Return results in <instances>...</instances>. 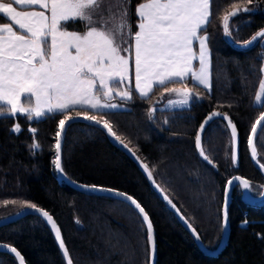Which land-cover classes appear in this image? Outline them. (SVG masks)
I'll use <instances>...</instances> for the list:
<instances>
[{
	"label": "trees",
	"instance_id": "trees-1",
	"mask_svg": "<svg viewBox=\"0 0 264 264\" xmlns=\"http://www.w3.org/2000/svg\"><path fill=\"white\" fill-rule=\"evenodd\" d=\"M140 2L131 0L133 27L135 8ZM233 4L251 11H241L231 18L230 44L223 32L222 18L235 10ZM213 8L214 22L207 32L210 92L187 80L186 86L199 96L189 108L157 109L150 115L164 92L155 87L148 98L132 91V100L121 103L122 110L94 113L101 121H108L120 141L148 166L155 183L210 251L216 250L222 234L226 181L234 176L248 180L257 189V197L264 187V176L253 167L247 151L251 128L264 110V106L254 105L264 47L259 42L247 50L233 46L247 42L264 29V0H216ZM68 30L83 29L79 23L75 28L70 23ZM178 85L183 84L172 86ZM215 111L229 117L239 133L237 164L232 160L229 133L219 120L206 128L201 140L211 163L200 159L196 152L198 128ZM82 112L77 109L69 114ZM63 118L56 114L35 120L8 113L0 117V219L19 212L28 203L35 204L57 223L73 264H149L146 227L132 207L114 198L75 191L58 181L54 147L58 122ZM17 123L20 133L13 131ZM30 129H35V135ZM33 144L40 147L34 148ZM255 148L258 162L264 163L261 129ZM61 165L70 181L123 192L144 208L154 229L156 264H264V205H245L240 190L233 191L228 210L227 244L216 257H208L101 130L71 125L64 137ZM0 243L14 247L25 264H65L51 232L36 216L1 227ZM0 264L17 263L11 256L0 254Z\"/></svg>",
	"mask_w": 264,
	"mask_h": 264
},
{
	"label": "snow or ice",
	"instance_id": "snow-or-ice-1",
	"mask_svg": "<svg viewBox=\"0 0 264 264\" xmlns=\"http://www.w3.org/2000/svg\"><path fill=\"white\" fill-rule=\"evenodd\" d=\"M247 2L251 3L252 0ZM214 4L216 0H141L134 13L137 16V30L133 32L131 0H0V14L9 21L0 25V117L5 113L16 117L19 113L28 119H39L62 114L64 118L59 120L56 133L60 137L66 123L72 120L70 111L79 109L86 112L91 109L98 112L100 109L118 108L119 105L111 101L114 99V89L120 85H125V88L116 91L115 95L122 101L132 100L133 88L130 85L133 72L134 90L140 97L148 98L155 86L179 97L170 100V105L190 106V101L199 99V96L193 97L190 90L172 85L186 86V78L190 75L197 86L202 85L211 91V53L207 32L214 22ZM35 5L44 11L27 10ZM233 8L235 10L226 12L222 18L223 32L228 38L232 37L229 29L231 18L237 17L241 11H251L247 7L240 9L235 4ZM69 22L73 28L79 23L83 30L69 31ZM260 38H264V31L254 35L245 46L253 42L264 43ZM194 44L198 45L196 49ZM193 61H198V71L194 70ZM255 99L258 104L264 103V80L259 83V94ZM25 103L33 106L25 107ZM156 111V108H152L150 115ZM213 115L220 116L221 113ZM83 118L95 119L87 114ZM211 119L212 115L201 124V132ZM261 121H264V113L251 128L252 136L257 135V125L261 126V134L264 135ZM95 122L101 123L99 120ZM228 123L235 138L236 127L230 120ZM103 127L120 140L108 121H103ZM13 131L20 133L18 123ZM30 131L35 135V129ZM196 145L201 157L211 163L201 147L199 135ZM124 146L127 147L126 144ZM32 147L40 146L33 144ZM56 152L54 164L63 173L59 139ZM252 155L256 156L255 146L252 147ZM259 166L264 169V163ZM144 168L148 171L147 165ZM148 175L151 177V171H148ZM240 189L243 195L252 191V185L240 177L226 181V192ZM116 194L142 214L151 242V259L156 245L147 212L130 195ZM164 198L173 208L176 207L166 195ZM26 207L35 209L47 218L64 249V255L68 257L67 264H73L63 239H60V229L52 217L35 204L28 203ZM222 219L226 224V205ZM11 251L20 258V264H24L20 253L15 248Z\"/></svg>",
	"mask_w": 264,
	"mask_h": 264
},
{
	"label": "water",
	"instance_id": "water-1",
	"mask_svg": "<svg viewBox=\"0 0 264 264\" xmlns=\"http://www.w3.org/2000/svg\"><path fill=\"white\" fill-rule=\"evenodd\" d=\"M260 31H264V29H261ZM260 31H258V32H260ZM256 34H254V35H256ZM226 38H227L228 42L231 44L232 43L231 39L228 38V37H226ZM260 39H262V38H260ZM256 43L257 42H253L252 45L245 46L247 44V42H245L243 44H234L233 46H234V48L239 49V50H247V49L252 48ZM214 113H219V112H216L215 111V112H212L211 114H208L203 119V121L201 122V124H202L207 117H209L210 115H212V119L209 120L208 123L204 126V130L202 132L200 131L201 124H200V126L198 128L197 135L200 136V142L202 140V137H203V134H204V131L206 130V128L211 123H213L216 120L221 121L225 125V127H226V129H227V131L229 133L230 142H231L232 160H233V162L235 164H237L238 159H239V144H240L239 133H238V131L236 129L237 135L234 138L232 136L231 125L228 123V121L230 120L229 117H227L226 115H223V114H221L220 116H214L213 115ZM262 113H264V110H263ZM261 114H260V116H261ZM71 117H72V120L69 121L68 123H66V125H65V131H64V133H62L60 137H57L56 136V142H55V147H54V150H55V159H56V156H57V152H56V143H57V140L59 139V142H60V153H59V155H60V159H61L62 146H63L64 137H65V134H66L67 129L71 125H73V124H83V125H88V126H91V127H94V128H97V129L101 130L105 134L108 142L115 149H117L123 155H125L132 162V164L137 168V170L143 175V177L147 180V183L150 186L151 190L161 200V202L165 205V207L173 214V216L175 217V219L177 220V222L179 223V225L188 233V235L191 237V239L195 243V245L198 248V250L203 255L208 256V257H216L223 250V248L227 244V241H228V238H229V234H230L229 220L228 219H227V223L226 224H225V222L222 219V234H221V238H220V241H219V244H218L216 250L215 251L208 250L207 248H205V246L201 242L200 238H197V237H199L198 234L196 233V231L195 232L193 231L192 226L182 216V214L178 211V209L176 207L173 208L172 205H170L168 203V200H166L164 198L165 194L161 191V189L159 187H157V184L155 183L153 176L151 175V177H149L148 171H150V170L149 169H148V171L145 170V168H144V165L145 164L140 160V158L130 148L125 147L124 146L125 145L124 143H121V141L120 140H117L115 138V136H112L107 131V129H105L103 127V122L102 121H101L100 124H97L95 122L97 119H94V120H86V119L83 118V116H71ZM259 117H258V119H259ZM231 124L234 125L232 122H231ZM261 125H264V121H261ZM260 129H261V126L260 125H257V134L260 131ZM256 136H252L251 131H250V134H249V137H248V140H247V151H248V155H249L250 162L253 165V167L262 176H264V169L260 168V166H259L260 163L257 160V155L255 157H253V155H252V147L255 146ZM196 138H197V136H196ZM249 141H251V143H249ZM195 149H196V152H197L199 158L202 159L203 161H205L201 157L200 152H199V149L197 148L196 139H195ZM54 169H55V172H56V176H57L58 181L62 182L67 187H69V188H71V189H73L75 191H78V192H84V193H89V194H93V195H97V196H105V197H110V198H114V199L120 200V201L128 204L130 207H132L136 211V213L139 215V217L142 219V214H140L139 211L137 209H135V207L133 205H131L129 201H127L125 198L121 197L120 195L116 194V193H123V192H120V191H117V190H114V189H110V188H105V187L96 186V188H93L92 186H89V185H83V184L75 183V182L70 181L64 175V173H61L56 168L55 164H54ZM234 177H240V176H234ZM234 177H232L230 180H232ZM240 178H242V177H240ZM242 179H244V178H242ZM108 190H111V191H108ZM240 191H242V189H240ZM232 194H233V191L232 192H226L225 191V188H224V199H223V205H222V210H221V217L223 215V208L225 207V205L227 206V210H229V206H230L231 201H232ZM241 201H242V203H244L245 205H248V206H262V205H264V187L262 189V192H261L260 196H258V197L252 196L250 194V192H244V194L241 195ZM43 211H45V210H43ZM28 216H36V217L40 218L45 223V225L47 226V228L49 229V231L52 234V237L54 239V242L56 244V247H57V249H58V251H59V253H60V255H61V257H62V259L64 261V263L67 264L68 257H66L64 255V249L61 248L59 239L57 238V236L55 234V230L51 227V223L47 220L46 217H44L42 215V213L35 211V209H30V208L26 207V208L20 210L19 212L15 213L13 215H10L8 217H5V218L0 219V228L1 227H4V226L11 225V224H13V223H15V222H17V221L25 218V217H28ZM52 219H53V217H52ZM143 223H144V225L146 227L147 235L149 236V233L147 231V224L144 221H143ZM56 225H57V223H56ZM152 235H154V229H153ZM60 239H62V236L61 235H60ZM148 241H149V239H148ZM155 245H156V243H155ZM150 247H151V242L149 241V248ZM12 248H14V247L0 243V254L9 255V256H11L16 261L17 264H20V258L17 257L16 254L11 251ZM156 260H157V251L155 250L154 256L151 257V259L149 257V264H156ZM23 261H24V259H23ZM24 264H25V262H24Z\"/></svg>",
	"mask_w": 264,
	"mask_h": 264
},
{
	"label": "rangeland",
	"instance_id": "rangeland-1",
	"mask_svg": "<svg viewBox=\"0 0 264 264\" xmlns=\"http://www.w3.org/2000/svg\"><path fill=\"white\" fill-rule=\"evenodd\" d=\"M18 10H22L20 7L18 8ZM135 10H136V8H135ZM135 17H136V21H137V16L135 15ZM136 21H135V26L133 27V32H135L136 30H137V28H136ZM79 28H80V26H78ZM198 47V45H196V44H194V49H196ZM209 47V46H208ZM210 50V49H209ZM211 53V52H210ZM264 63V62H263ZM193 68H194V70H197L198 71V61H193ZM262 76H263V78H262ZM187 80H190V81H192V83L193 84H196L193 80H192V78H191V76L189 75L187 78H186ZM262 80H264V64H262V68H261V80H260V82L262 81ZM259 82V83H260ZM127 83V82H126ZM134 86H135V79H134V72L132 73V81H131V85H130V87H132L133 88V91H135L134 90ZM202 88H204L202 85H200ZM175 87H177V88H181V89H185V90H190L187 86H184V85H178V86H175ZM125 88V85H120V87L118 88V89H114V99L111 101V103H116L117 105H119V107L118 108H116V109H100L98 112H102V111H115V110H122L124 107L121 105V103H123L124 101H122L121 99H120V97L119 96H116L115 95V92L116 91H119V90H122V89H124ZM155 88V86L153 87V89ZM205 89V88H204ZM205 90H207V89H205ZM192 92V91H191ZM138 94V93H137ZM259 94V85H258V88H257V90H256V94H255V97H256V95H258ZM139 95V94H138ZM193 97H196V95L193 93ZM176 99H179V97L178 96H176L175 94H169V93H167V92H163V94H162V96H161V100L158 102V104H157V106H156V109H160V110H174V109H185V108H189V106H184V107H181V106H172V105H170L168 102L170 101V100H176ZM195 99H193L192 101H190V106H191V103L194 101ZM21 102L22 103H24V98L23 97H21ZM33 105H34V98H33ZM33 105H30V104H27V103H25V107H30V106H33ZM254 105L255 106H257V107H260V108H263V106H264V103H257L256 102V99L254 98ZM264 109V108H263ZM88 112H82V113H76L75 114V116H84L85 114H87V115H89V116H94L95 117V119H97V120H99V121H101L100 119H99V117H97L96 115H94V113H96L97 111H95V110H91V109H88L87 110ZM90 112H91V114H90ZM93 113V114H92ZM10 116H12L10 113H8ZM17 115H21V114H17ZM70 115V114H69ZM21 116H24V115H21ZM70 116H73V115H70ZM31 119H35V120H37V118H35V117H33V118H31ZM40 119V118H39ZM102 122H103V120H102ZM263 189V188H262ZM262 192V191H261ZM250 194L252 195V196H254V197H257L256 195H257V189L255 188V187H253L252 186V191L250 192ZM261 194V193H260Z\"/></svg>",
	"mask_w": 264,
	"mask_h": 264
},
{
	"label": "crops",
	"instance_id": "crops-1",
	"mask_svg": "<svg viewBox=\"0 0 264 264\" xmlns=\"http://www.w3.org/2000/svg\"><path fill=\"white\" fill-rule=\"evenodd\" d=\"M15 7H17V9L20 7V6H16V5H14ZM27 10H34V11H44L43 9H40L39 7H38V5H35V6H31L29 9H27ZM4 23H9V21L6 19V18H4L3 16H2V14H0V25H3ZM71 22H69V24H70ZM69 31H71V30H69ZM261 40H264V38H262ZM260 45L262 46V47H264V43H260ZM264 64V63H263ZM262 78H263V76H262Z\"/></svg>",
	"mask_w": 264,
	"mask_h": 264
},
{
	"label": "flooded vegetation",
	"instance_id": "flooded-vegetation-1",
	"mask_svg": "<svg viewBox=\"0 0 264 264\" xmlns=\"http://www.w3.org/2000/svg\"><path fill=\"white\" fill-rule=\"evenodd\" d=\"M241 192V191H240Z\"/></svg>",
	"mask_w": 264,
	"mask_h": 264
}]
</instances>
